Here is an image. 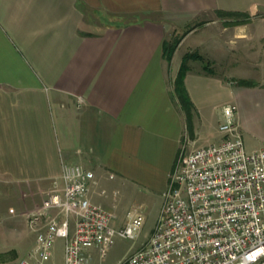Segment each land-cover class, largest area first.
Wrapping results in <instances>:
<instances>
[{"label":"crops","instance_id":"obj_1","mask_svg":"<svg viewBox=\"0 0 264 264\" xmlns=\"http://www.w3.org/2000/svg\"><path fill=\"white\" fill-rule=\"evenodd\" d=\"M187 23L168 62L163 44ZM188 53L190 124L174 93ZM227 104L240 132L264 124V0H0V201L26 213L62 189L63 164L94 174L93 203L105 182L161 209L180 153L222 139ZM25 226L14 264L35 244Z\"/></svg>","mask_w":264,"mask_h":264},{"label":"built area","instance_id":"obj_2","mask_svg":"<svg viewBox=\"0 0 264 264\" xmlns=\"http://www.w3.org/2000/svg\"><path fill=\"white\" fill-rule=\"evenodd\" d=\"M221 117L222 139L180 153L149 240L118 264H264V146L246 150L235 106ZM59 180L61 190L25 213L35 244L17 264H50L57 238L62 264H92V249L103 256L115 237L136 238L141 211L115 227L113 213L89 198L91 171L63 164Z\"/></svg>","mask_w":264,"mask_h":264},{"label":"rangeland","instance_id":"obj_3","mask_svg":"<svg viewBox=\"0 0 264 264\" xmlns=\"http://www.w3.org/2000/svg\"><path fill=\"white\" fill-rule=\"evenodd\" d=\"M189 26H191L190 23H187L182 29H175L176 34L172 39H180V35ZM241 134L247 150H258L264 146V124L258 129L241 126ZM100 189L105 191V199L108 201H104V208L107 210L110 208L113 213L112 224L115 227L120 226L117 223L118 218H121L129 210L138 209L143 214V224L135 239L115 237L113 244L103 256L98 253L97 249L90 251L92 264H118L149 240L159 216L161 203L159 201H134L131 199L120 201L119 195L114 196L115 189L109 187L105 182L101 184ZM25 213L24 201H0V264H14L22 257L21 253L25 252L32 244V235L24 236L27 230L25 225L28 226L25 223ZM63 243L62 238L56 239L50 264L63 263ZM10 247L16 248L17 254L8 250Z\"/></svg>","mask_w":264,"mask_h":264},{"label":"trees","instance_id":"obj_4","mask_svg":"<svg viewBox=\"0 0 264 264\" xmlns=\"http://www.w3.org/2000/svg\"><path fill=\"white\" fill-rule=\"evenodd\" d=\"M179 40L180 39H171L168 42L167 41L164 42V44H163V55H164V58L168 62H170L172 55L174 53V50H175L177 44L179 43ZM189 59H200V57L197 54H186L184 56L183 63L180 67V70H179L178 75H177L175 82H174V93H175V96L177 97L179 103L181 104L184 112L186 113L188 123L190 124L192 105L190 103V100L188 98V95L186 93V90H185L184 84H183V79H184L185 73L187 71L186 63ZM209 65L210 64H206L205 69H208ZM239 84L242 86H254L253 83L247 82V81H240Z\"/></svg>","mask_w":264,"mask_h":264}]
</instances>
